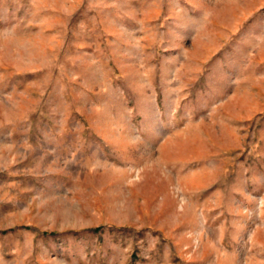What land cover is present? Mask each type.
Here are the masks:
<instances>
[{
    "label": "rangeland",
    "instance_id": "rangeland-1",
    "mask_svg": "<svg viewBox=\"0 0 264 264\" xmlns=\"http://www.w3.org/2000/svg\"><path fill=\"white\" fill-rule=\"evenodd\" d=\"M0 264H264V0H0Z\"/></svg>",
    "mask_w": 264,
    "mask_h": 264
}]
</instances>
